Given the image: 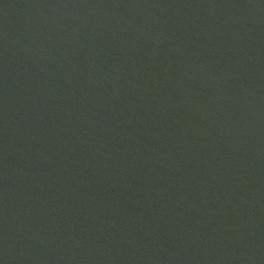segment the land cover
Instances as JSON below:
<instances>
[{"label": "water", "instance_id": "obj_1", "mask_svg": "<svg viewBox=\"0 0 264 264\" xmlns=\"http://www.w3.org/2000/svg\"><path fill=\"white\" fill-rule=\"evenodd\" d=\"M0 264H264V0H0Z\"/></svg>", "mask_w": 264, "mask_h": 264}]
</instances>
